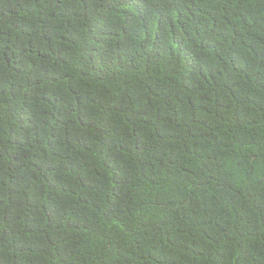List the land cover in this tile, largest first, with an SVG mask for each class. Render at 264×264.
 I'll return each instance as SVG.
<instances>
[{
  "label": "trees",
  "instance_id": "obj_1",
  "mask_svg": "<svg viewBox=\"0 0 264 264\" xmlns=\"http://www.w3.org/2000/svg\"><path fill=\"white\" fill-rule=\"evenodd\" d=\"M0 264H264V0H0Z\"/></svg>",
  "mask_w": 264,
  "mask_h": 264
}]
</instances>
